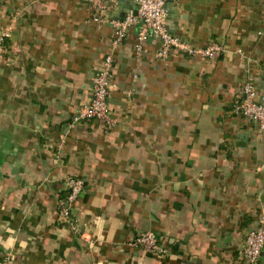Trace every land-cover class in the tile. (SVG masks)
<instances>
[{
  "label": "crops",
  "instance_id": "obj_1",
  "mask_svg": "<svg viewBox=\"0 0 264 264\" xmlns=\"http://www.w3.org/2000/svg\"><path fill=\"white\" fill-rule=\"evenodd\" d=\"M134 9L120 0L118 16ZM165 9L185 48L216 42L225 51L161 58L149 40L135 56L130 30L113 51L114 126L104 132L95 121L70 125L90 101L111 27L92 22L81 0H0L9 32L0 50V254L9 264H243L245 232L264 214V139L232 109L248 79L264 93V0H165ZM69 178L85 181L78 234L57 219ZM147 231L164 255L127 245Z\"/></svg>",
  "mask_w": 264,
  "mask_h": 264
},
{
  "label": "built area",
  "instance_id": "obj_2",
  "mask_svg": "<svg viewBox=\"0 0 264 264\" xmlns=\"http://www.w3.org/2000/svg\"><path fill=\"white\" fill-rule=\"evenodd\" d=\"M81 1L89 6L92 22L98 26L109 25L111 27L113 38L109 42L110 48L103 53L100 67L93 73L90 101L76 111L70 128H75L76 125L87 121L97 122L104 132H108L114 126V120L109 115V99L115 87L113 51L122 44L130 30H134L136 34L133 52L135 56L140 55L143 45L149 40H155L158 43L157 56L161 58H167L172 50H183L188 55L204 59H214L225 51L224 47L216 42L201 49L185 48L167 30L165 0H131L135 7V14L129 11L122 19L118 18L119 0ZM8 36V30L0 29V50ZM232 111L247 124H254L257 136L264 139V93H258L250 79L243 84L242 98L234 102ZM62 144L63 141L60 140L57 144L47 146L49 150L55 148L57 150ZM66 187L67 194L63 202L57 205V219L66 224L70 231L78 234L80 231L74 214V206L85 187V181L81 178H69ZM127 245L157 256L166 253L159 237L151 231L135 236L127 242ZM263 249L264 214H259L244 235L240 254L243 264H257ZM0 264H9L8 256L0 254Z\"/></svg>",
  "mask_w": 264,
  "mask_h": 264
},
{
  "label": "water",
  "instance_id": "obj_3",
  "mask_svg": "<svg viewBox=\"0 0 264 264\" xmlns=\"http://www.w3.org/2000/svg\"><path fill=\"white\" fill-rule=\"evenodd\" d=\"M119 1H120V0H119ZM132 11H133V14H135V11H134V10H132ZM126 13H127V10L122 11V12L119 14L118 18H119V19H122V18L126 15Z\"/></svg>",
  "mask_w": 264,
  "mask_h": 264
}]
</instances>
